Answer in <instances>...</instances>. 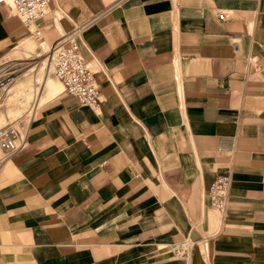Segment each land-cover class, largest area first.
Segmentation results:
<instances>
[{
    "label": "crops",
    "instance_id": "obj_1",
    "mask_svg": "<svg viewBox=\"0 0 264 264\" xmlns=\"http://www.w3.org/2000/svg\"><path fill=\"white\" fill-rule=\"evenodd\" d=\"M39 27L77 30L101 100L36 109L0 168V264H264V0H52ZM28 34L0 3V56Z\"/></svg>",
    "mask_w": 264,
    "mask_h": 264
},
{
    "label": "built area",
    "instance_id": "obj_2",
    "mask_svg": "<svg viewBox=\"0 0 264 264\" xmlns=\"http://www.w3.org/2000/svg\"><path fill=\"white\" fill-rule=\"evenodd\" d=\"M51 2L52 0H0V3L8 5L21 18L29 34L38 39L44 38L39 21L49 14ZM226 16L225 12L219 14L220 19H226ZM76 31L63 34L51 44L53 74L62 82L63 93L73 95L80 103L97 110L101 100L100 89L95 72L82 55ZM234 46L237 47V42ZM26 145V133L23 135L13 125L0 130V168L6 159L21 152ZM230 189V173L219 175L208 188L211 205L221 213L226 208ZM193 247L194 241L186 237L173 244V252L176 257L186 259Z\"/></svg>",
    "mask_w": 264,
    "mask_h": 264
},
{
    "label": "rangeland",
    "instance_id": "obj_3",
    "mask_svg": "<svg viewBox=\"0 0 264 264\" xmlns=\"http://www.w3.org/2000/svg\"><path fill=\"white\" fill-rule=\"evenodd\" d=\"M52 41L28 34L25 40L0 56V130L13 125L22 134L26 133L37 104L49 98L55 86L58 92L62 90L54 75L50 83L44 80L47 70L42 60L50 54L43 45H51Z\"/></svg>",
    "mask_w": 264,
    "mask_h": 264
},
{
    "label": "bare ground",
    "instance_id": "obj_4",
    "mask_svg": "<svg viewBox=\"0 0 264 264\" xmlns=\"http://www.w3.org/2000/svg\"><path fill=\"white\" fill-rule=\"evenodd\" d=\"M44 39V38H43ZM40 39V40H42V41H47L46 39ZM48 42V41H47ZM49 45H50V43H49ZM47 54H50V55H48L46 58H44L43 59V64H45V67H46V72H45V77H44V80L47 82V83H50L52 80H53V77H52V75H54L53 74V62H52V60H51V56H52V53H53V48H52V46L50 45L49 46V49L47 50V52H46ZM55 76V75H54ZM56 77V76H55ZM57 78V77H56ZM58 79V78H57ZM59 80V79H58ZM60 81V80H59ZM60 83L62 84V82L60 81ZM62 87H63V85H62ZM36 105V104H35ZM39 106H41L40 105V103H38L37 104V106H36V109L39 107ZM35 107V106H34ZM36 109H35V111H36ZM28 129V128H27ZM27 131V130H26ZM25 133H23V135H24ZM10 159V158H9ZM6 160H8V159H6ZM5 160V161H6Z\"/></svg>",
    "mask_w": 264,
    "mask_h": 264
}]
</instances>
